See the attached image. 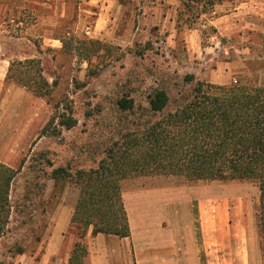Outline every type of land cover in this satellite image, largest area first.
<instances>
[{
    "label": "rangeland",
    "instance_id": "obj_1",
    "mask_svg": "<svg viewBox=\"0 0 264 264\" xmlns=\"http://www.w3.org/2000/svg\"><path fill=\"white\" fill-rule=\"evenodd\" d=\"M68 1L71 10L64 17L54 12L59 10L57 6L41 7L34 14L26 8L22 14L10 15L21 18L25 27L8 28L3 36L0 29L5 56L11 61L39 59L49 81L58 80L51 98L36 97L9 81L0 91V163L18 168L26 158L11 189L13 214L0 236V264H65L78 241L88 246L87 264H137L128 238L89 232L82 239L70 228L79 190L48 174L60 166L73 172L97 167L104 150L121 131L154 118L146 112V95L154 89L169 92L170 108H174L180 91L191 90L199 80L230 84L243 79L264 85V70L257 69L255 62L245 72L232 64L237 49L242 48H250L241 51L245 55L264 58V35L247 31L242 41L233 39L225 46L210 24L215 13L180 22L181 0ZM14 5L23 7L17 0ZM43 18L44 26H36ZM20 36L25 38L18 39ZM52 37L59 38V47L51 46ZM62 40L67 42V50ZM187 74H193L195 81L185 84ZM123 96L135 98V114L118 109L116 102ZM59 101L71 111L77 125L39 137ZM180 182H247L258 188L249 181H189L178 175L132 177L122 181V188ZM101 237L106 242H125L127 251L116 260L97 252L94 244ZM233 264L240 263L234 259Z\"/></svg>",
    "mask_w": 264,
    "mask_h": 264
},
{
    "label": "trees",
    "instance_id": "obj_2",
    "mask_svg": "<svg viewBox=\"0 0 264 264\" xmlns=\"http://www.w3.org/2000/svg\"><path fill=\"white\" fill-rule=\"evenodd\" d=\"M181 1L180 22H192L225 0ZM63 44L67 50V42ZM6 81L27 88L39 98H51L58 86V80L50 82L35 58L11 61ZM193 81V74L184 76L185 84ZM179 98V104L170 108L169 92L154 89L146 95L147 116L154 118L121 131L106 147L97 167L73 172L60 166L48 174L79 190L70 228L82 239L89 232L92 236L131 237L122 188V181L128 178L178 175L189 181H249L260 190L264 257V85L243 79L230 84L199 80L191 90H181ZM116 105L123 113L137 112L133 97L123 96ZM54 107L56 113L39 137L77 125L62 101ZM25 163L26 158L18 168L0 163V236L12 217L11 189ZM88 256V246L78 241L65 264H87Z\"/></svg>",
    "mask_w": 264,
    "mask_h": 264
},
{
    "label": "crops",
    "instance_id": "obj_3",
    "mask_svg": "<svg viewBox=\"0 0 264 264\" xmlns=\"http://www.w3.org/2000/svg\"><path fill=\"white\" fill-rule=\"evenodd\" d=\"M17 1L23 7L14 5V0H0L2 36L8 28L25 27L21 18L10 17L11 13L22 14L28 8L34 14L41 7L57 6L59 10L54 12L64 17L71 10L68 0ZM212 13L215 16L210 21L211 27L225 46L233 39L242 41L247 31L264 35L261 0H225ZM45 19L42 23L38 20L36 26L42 28ZM22 38L25 37L18 39ZM49 41L54 48L60 46L59 38L52 37ZM3 42L0 43V91L11 62L10 56L2 52ZM249 49H237L233 67L245 72L255 62L259 65L257 69L264 70V58L241 52ZM123 198L132 231L128 239L137 264H233L234 259L240 264H264L261 229L254 241L256 224L260 226V190L252 183H160L124 188ZM127 248L125 242H106L104 237L94 244L97 252L112 260Z\"/></svg>",
    "mask_w": 264,
    "mask_h": 264
}]
</instances>
